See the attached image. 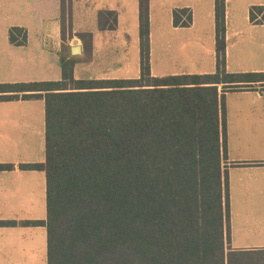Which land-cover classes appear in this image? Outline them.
Returning a JSON list of instances; mask_svg holds the SVG:
<instances>
[{"label":"trees","instance_id":"obj_1","mask_svg":"<svg viewBox=\"0 0 264 264\" xmlns=\"http://www.w3.org/2000/svg\"><path fill=\"white\" fill-rule=\"evenodd\" d=\"M61 1L65 36L71 0ZM173 15L175 26L192 23L188 8ZM139 17V78L76 79L82 58L62 54L61 81L0 83V101L45 100L46 159L19 168L45 171L47 220L22 224L46 225L48 264H237L224 98L264 87V72H227L226 0H215L214 73L152 77L150 0H139ZM250 18L264 23V7ZM116 24L114 11L99 13L101 29ZM21 32L11 29L12 43L26 42ZM76 35L89 61L93 35Z\"/></svg>","mask_w":264,"mask_h":264},{"label":"crops","instance_id":"obj_2","mask_svg":"<svg viewBox=\"0 0 264 264\" xmlns=\"http://www.w3.org/2000/svg\"><path fill=\"white\" fill-rule=\"evenodd\" d=\"M253 6L264 7V0H226V57L229 62L233 57L239 66L244 64L247 68L243 72H264V23L251 21ZM180 8L192 12V23L187 27L174 24V10ZM102 11L116 13L113 29L100 28ZM15 27L22 30L16 35L18 38L26 34L24 44L12 43L10 31ZM62 29L61 0H0V83L61 81L62 54L82 58L74 69L76 79L140 77L139 0H71V30L67 27L64 36ZM130 31L132 35L127 34ZM79 32L93 35L89 61L84 60V43L76 35ZM246 34L250 38L245 39ZM122 36L137 41L140 49L136 64L122 77L94 74L105 58L114 53L111 48L117 46L115 41ZM207 42L213 46L207 53L210 58L197 57L194 66L180 58L183 47L193 45L191 54L197 56L195 48ZM166 45L176 46V52H160L159 56L155 46ZM74 46L82 47L81 54H72ZM171 53L178 59L173 60ZM150 65L152 77L214 73L215 0H150ZM228 66L226 60L227 69ZM234 92L240 95V101L226 107L224 162L229 179L230 244L237 264H264V241H245L252 230L264 238V87L258 84ZM45 141L43 98L0 101V164L15 166L0 171V221H16V225L0 226V264H48L46 225L22 224L47 220L46 173L19 168L22 163L45 161ZM251 222L261 225H248ZM251 256L257 259H249Z\"/></svg>","mask_w":264,"mask_h":264},{"label":"rangeland","instance_id":"obj_3","mask_svg":"<svg viewBox=\"0 0 264 264\" xmlns=\"http://www.w3.org/2000/svg\"><path fill=\"white\" fill-rule=\"evenodd\" d=\"M171 2H174V0H171ZM258 24H263V23H258ZM127 34L132 35V32L130 31ZM244 37H246L245 39L250 38L248 34H246ZM98 44H99V42H98ZM115 44L117 46L111 48V50L114 53L110 54L109 56H107L105 58V60L100 64L99 69H96L93 71L94 74L95 73H103V74L110 73V74H114V75H117L119 77H122L125 74H127L126 73L127 69H131L136 64L138 57H139L138 51L140 48H139L137 41L134 38L122 36L121 39H118L117 41H115ZM192 46H190L191 48L183 47L184 48L182 50L183 55L180 57L181 59L186 60L189 65H193L195 63V60L198 59L199 57H202L203 59H204V57L207 59L210 58V56L207 53H209L210 50H213L212 42H207L206 45H202V46L195 48V52L197 53V56H194L193 54H191L192 53L191 52ZM98 49H104V48L98 47ZM106 49H110V48H106ZM155 49H156V52L159 54V56H160V52H166V51H169V52L175 51L176 52V50H177L176 46L173 47L170 45H166L163 47L155 46ZM175 52H173V54ZM173 54L171 53L170 56H173ZM249 55H251V53ZM172 59L175 60L178 58H177V56H173ZM226 60H227V65H229L228 69H227L228 73H250L251 72V71H249V72L241 71L242 69H245L247 67L244 64L239 66V64L234 60L233 57H232L231 62L228 61L227 57H226ZM236 70H239V71H236ZM130 75H132V74H130ZM17 82H22V81H17ZM32 82H41V81H32ZM2 83H14V82H2ZM221 90H222V87H220V91ZM239 96L240 95L236 94V92H234V91L228 92L224 98L225 106L227 107V105L232 103V102L240 101ZM45 210H46V214H47V201L45 203ZM248 225L259 226L261 224L251 222ZM255 236H257V237L255 238ZM258 236H259V234L256 231L252 230L251 233L248 235V240H245V239L244 240L246 242L264 241V238H260ZM259 257H261V256H259ZM249 259L255 260V259H257V257L251 256V257H249ZM235 261H237V258ZM250 264H254V263L250 262Z\"/></svg>","mask_w":264,"mask_h":264},{"label":"water","instance_id":"obj_4","mask_svg":"<svg viewBox=\"0 0 264 264\" xmlns=\"http://www.w3.org/2000/svg\"><path fill=\"white\" fill-rule=\"evenodd\" d=\"M81 52H82V47L81 46H74L72 48V54L73 55L81 54Z\"/></svg>","mask_w":264,"mask_h":264},{"label":"built area","instance_id":"obj_5","mask_svg":"<svg viewBox=\"0 0 264 264\" xmlns=\"http://www.w3.org/2000/svg\"><path fill=\"white\" fill-rule=\"evenodd\" d=\"M262 18V14L258 16V19H261Z\"/></svg>","mask_w":264,"mask_h":264}]
</instances>
